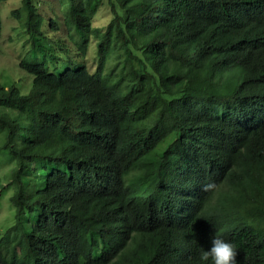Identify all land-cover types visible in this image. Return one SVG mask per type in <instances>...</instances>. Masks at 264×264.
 <instances>
[{"label": "trees", "instance_id": "obj_1", "mask_svg": "<svg viewBox=\"0 0 264 264\" xmlns=\"http://www.w3.org/2000/svg\"><path fill=\"white\" fill-rule=\"evenodd\" d=\"M46 1L11 12L0 264H202L213 235L264 264V0Z\"/></svg>", "mask_w": 264, "mask_h": 264}, {"label": "rangeland", "instance_id": "obj_2", "mask_svg": "<svg viewBox=\"0 0 264 264\" xmlns=\"http://www.w3.org/2000/svg\"><path fill=\"white\" fill-rule=\"evenodd\" d=\"M22 0H7L1 6V20L3 23L2 38L0 42V84L8 86L14 81L16 86H22L23 92L27 93L31 88V78L18 70L17 63L21 54L25 53L28 48L26 38L22 35L18 22L12 18L11 12L20 8ZM55 11V3H51ZM49 5L46 0L41 2V11L45 17H49ZM110 17L109 11L102 8L97 13L93 25L99 29L108 22ZM66 40V39H64ZM66 42V41H65ZM89 48L84 63L90 72L95 71L96 59L94 57V43ZM70 56H76L74 49L71 47ZM11 165L8 163L0 164V237L14 223V212L10 205L9 198L12 196V190L6 187L9 180Z\"/></svg>", "mask_w": 264, "mask_h": 264}, {"label": "clouds", "instance_id": "obj_3", "mask_svg": "<svg viewBox=\"0 0 264 264\" xmlns=\"http://www.w3.org/2000/svg\"><path fill=\"white\" fill-rule=\"evenodd\" d=\"M210 185H205L207 189ZM237 251L235 245L219 235H213L210 246L205 249L201 247L199 259L204 264H237Z\"/></svg>", "mask_w": 264, "mask_h": 264}]
</instances>
